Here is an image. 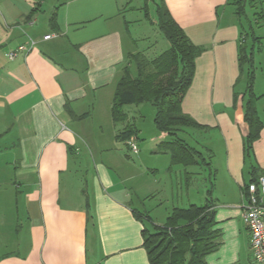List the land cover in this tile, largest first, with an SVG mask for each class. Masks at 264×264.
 Masks as SVG:
<instances>
[{
	"label": "crops",
	"instance_id": "1",
	"mask_svg": "<svg viewBox=\"0 0 264 264\" xmlns=\"http://www.w3.org/2000/svg\"><path fill=\"white\" fill-rule=\"evenodd\" d=\"M132 1L0 0V264H150L148 225L136 212L153 208L146 202L161 191L157 170L140 158L128 161L124 152L117 159L91 138L103 129L95 125L98 117L111 114L127 55L139 51L126 11L137 10ZM163 1L204 47L183 110L207 126L200 131L216 130L222 140L218 168L207 150L221 232L207 264H257L244 212L247 184L264 174V92L256 76L263 128L246 159V80L236 84L242 27L234 0ZM20 45L28 50L10 59L8 52ZM146 45L148 54L153 43ZM198 166L188 168L194 174L187 189L198 185ZM183 168L169 171L173 205L182 203Z\"/></svg>",
	"mask_w": 264,
	"mask_h": 264
},
{
	"label": "trees",
	"instance_id": "2",
	"mask_svg": "<svg viewBox=\"0 0 264 264\" xmlns=\"http://www.w3.org/2000/svg\"><path fill=\"white\" fill-rule=\"evenodd\" d=\"M151 1L155 5L156 13V21L152 23L163 34L168 48L153 56L144 51L127 55V61L115 87L111 114L115 123H123V128L117 132L116 138L127 142L132 136H138L139 130L130 121L125 106L150 103L155 109V126L160 135L165 137L158 146L165 150L163 152L171 154L169 171H173L174 165H182L183 174L186 175L185 181L189 185L194 174L188 170L189 167L210 165L205 161L203 152L180 135L186 128H207L182 107L184 97L194 80L196 59L204 51V47L192 42L163 0H145L143 10L148 19ZM246 1L233 2L242 27L238 53L239 76L236 84L242 79L246 80L243 97L248 133L243 138V145L248 159L263 128V121L257 109L260 96L254 89L258 69L255 51L261 50L262 37L256 34L252 24L251 32L245 30L243 18L247 17ZM263 16L261 13L260 18ZM55 20L54 13L51 22L55 23ZM237 97L238 93H234V98ZM211 157L210 154L209 158ZM252 172L254 173V170ZM256 179L257 177L251 182ZM211 192L212 189L208 190L209 194ZM214 206L211 200L203 205L190 203L187 206H173L163 224L155 223L147 210L136 212L142 222L152 224L150 228L144 226L143 229L144 247L150 264H207V256L221 243V232L216 228Z\"/></svg>",
	"mask_w": 264,
	"mask_h": 264
},
{
	"label": "rangeland",
	"instance_id": "3",
	"mask_svg": "<svg viewBox=\"0 0 264 264\" xmlns=\"http://www.w3.org/2000/svg\"><path fill=\"white\" fill-rule=\"evenodd\" d=\"M144 5L145 0H133L130 5V9L137 8V10L131 12L129 9H126L128 13V19L132 21L131 32L133 36L137 38V50L142 51L146 49V44H149V42H151L153 43V49L148 52L149 56L158 55L168 48V45L166 44L167 41L164 39L163 34L158 30V28L150 22L151 18L154 21L156 20L154 3L152 1L149 2L150 19L145 18V12H139L140 8ZM246 6L247 17L243 18V25L245 27V30L251 32L250 25L252 24L256 34L264 36V16L260 18L261 13L264 15V0H247ZM262 42L263 44L261 45V50L257 49L255 51V63L257 67H263V69L258 68L256 71L257 79L262 81L260 88H258L259 92H264V38L262 39ZM260 62H262V64ZM125 111L127 112L130 121L134 123L139 130L138 138L137 136H134L137 138V143L140 149L139 154H134L130 149H128L125 141H117L115 140V138H113L114 134L117 133V130L119 128H123V123H115L111 117V114H108V111L105 118L101 114L100 118L98 117V120H96L95 125L100 123L103 126V129L99 130V127L96 128V132L91 134V138L94 142L99 141L102 143V145L106 146L105 148H109L107 149V153H111L110 155H113V157L118 155V153L120 152H124L123 156L128 161H138V159L140 158L145 164H148V166L154 167L157 170V177L160 180L158 188H160L161 191L159 195H156V197L148 200L146 204L149 206H153V208L148 212L153 218L154 222H160V224H163L166 221V217L173 206L177 205H173V201L169 202V200H172V198H170V186L168 184L170 175L168 167L171 163V154L163 152L165 150L158 146L161 138L163 140L164 137L161 136L160 139H157V136L160 135V132L155 126V109L150 103L143 102L140 104H129L125 106ZM113 129L115 130L114 133ZM180 135L185 138L189 144L200 149L203 152L204 156H207L205 161H209V163V152L207 150L208 148L211 149L215 153V158L213 160L214 167L218 168L221 165V161L223 160L222 140L220 139L221 137L216 130L210 129L209 131H200L199 129L195 128H186V130L181 132ZM111 144H113V147H111ZM115 158L118 159V156ZM180 167L183 168L182 165H174L173 169H175V171L173 170L171 172L172 175L178 174L176 168L180 169ZM198 168L200 174H202L198 185L192 183L187 189V182L185 181L186 175L183 174L181 179L184 180L182 183H180L181 179H179L178 186L180 187L182 193L184 190V194H181V191L180 193L178 192V194L182 195V199L180 201L182 203H179V206H187L190 203L203 205L209 200L216 204L214 190H212L211 194L208 193V190L213 188L214 182L213 179L211 181L209 180V175L207 172L208 165L205 166L203 164L201 166H198ZM127 172H130L129 169L127 170ZM138 180L141 184H147V180L143 179V177L141 176H138ZM128 184L131 183L128 182ZM181 186H183L184 188ZM161 202H163L162 205H160ZM138 210L142 212L144 211L142 207H138ZM151 226L152 224L148 222V227L150 228Z\"/></svg>",
	"mask_w": 264,
	"mask_h": 264
},
{
	"label": "built area",
	"instance_id": "4",
	"mask_svg": "<svg viewBox=\"0 0 264 264\" xmlns=\"http://www.w3.org/2000/svg\"><path fill=\"white\" fill-rule=\"evenodd\" d=\"M51 34L45 36L50 38ZM25 45H20L15 50L8 52L10 59L15 58L20 52L27 51ZM129 149L134 153H139V146L136 137L127 140ZM248 201L244 212V221L251 237V250L253 258L257 264H264V174H260L257 179L250 182L245 190Z\"/></svg>",
	"mask_w": 264,
	"mask_h": 264
}]
</instances>
